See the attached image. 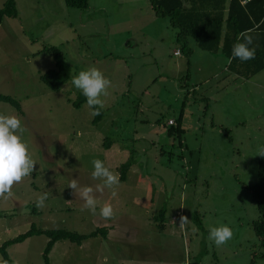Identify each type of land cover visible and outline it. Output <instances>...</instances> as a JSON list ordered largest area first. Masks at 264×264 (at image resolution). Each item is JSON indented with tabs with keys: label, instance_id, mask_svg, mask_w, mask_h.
<instances>
[{
	"label": "rangeland",
	"instance_id": "rangeland-1",
	"mask_svg": "<svg viewBox=\"0 0 264 264\" xmlns=\"http://www.w3.org/2000/svg\"><path fill=\"white\" fill-rule=\"evenodd\" d=\"M14 1L17 15L0 21V93L17 100L22 112L0 102V113L21 118L37 164L0 200V243L30 224L78 233L102 228L103 235L79 244L55 241L49 264H264L248 189L264 140V88L224 70V56L199 49L191 38L185 54L176 28L153 13L149 0H88L82 9L62 0ZM51 44L70 65L55 90L39 78L54 67L39 51ZM92 66L112 82L95 123L86 100L72 105L85 97L72 77ZM129 153L134 163L119 186L97 193V214L81 211L84 201L68 183H100L91 178L94 159L119 175ZM45 192L41 210L35 202ZM105 203L113 206L112 219L99 216ZM182 215L189 219L183 228ZM221 224L234 237L216 247L209 227ZM46 240L34 234L8 245L11 263L3 264H43Z\"/></svg>",
	"mask_w": 264,
	"mask_h": 264
},
{
	"label": "trees",
	"instance_id": "trees-1",
	"mask_svg": "<svg viewBox=\"0 0 264 264\" xmlns=\"http://www.w3.org/2000/svg\"><path fill=\"white\" fill-rule=\"evenodd\" d=\"M68 7L85 8L88 0H62ZM153 13L157 16H166L171 26L176 28L175 38L182 43L185 54L189 53L187 38H191L196 47L203 51L211 53H220L224 57L231 58L232 47L238 42L239 33L251 30L254 37L255 30L262 28L264 19V0H149ZM17 8L14 0H3L0 5V21L2 17H15ZM253 41L251 47H254L255 58L248 61L232 59L231 64L227 62L226 68L242 77L248 78L255 72L264 67V46H257ZM39 51L47 53L53 59L54 67L46 69L40 74V80L51 89L58 87L67 80L70 73L69 63L62 57L60 49L56 45L42 46ZM86 100L82 95L76 96L72 105L78 107ZM0 102H7L21 113V107L17 100L10 95L0 93ZM101 114L92 117L91 122H97ZM175 130L179 132L176 126ZM169 136L172 131L167 129ZM106 146L109 140L105 138ZM264 147V140L259 149ZM259 152V151H258ZM134 163L131 153L127 158L117 166L120 180L124 178L126 170ZM257 180L248 186L251 196L255 202L258 217L252 221V230L259 240L260 246L264 249V156L257 154L256 160ZM164 209L157 212V218L160 223L158 227L162 228ZM195 219V218H194ZM34 234H43L47 240L42 249L43 264H49L48 251L52 244L59 239H67L79 244L83 239L89 236L102 234V228L94 229L88 233H78L66 228H40L33 224L13 237L7 238L0 243V264L11 263L8 257L6 247L12 243L20 242L26 237Z\"/></svg>",
	"mask_w": 264,
	"mask_h": 264
},
{
	"label": "clouds",
	"instance_id": "clouds-1",
	"mask_svg": "<svg viewBox=\"0 0 264 264\" xmlns=\"http://www.w3.org/2000/svg\"><path fill=\"white\" fill-rule=\"evenodd\" d=\"M253 40L251 30L239 33L238 42L232 47L228 63L231 64L232 59H239L242 62L254 59L256 50L251 47ZM71 82L85 96L87 106L92 109L91 115L93 117L100 115L101 110L105 107L102 97L109 95V89L112 86L111 80L105 77L100 69L92 66L72 77ZM24 132L25 128L19 116L0 113V200H8L13 195V187L30 177L36 170L37 162L33 159L29 145L23 139ZM258 154L264 156V147L259 149ZM92 165L91 178L100 181V183L94 187L80 186L78 179L73 178L68 183V187L72 190L73 195L79 196L84 201L81 211L88 210L96 215L97 193L102 194L105 189L119 186L120 177L100 159H94ZM47 199V192L39 195L35 202L36 207L42 210L46 206ZM99 216L103 219H112L115 216L112 204H103L99 209ZM188 222V217L182 215L179 227L183 228ZM233 237V229L227 224L209 227L208 240L213 242L216 247L225 246Z\"/></svg>",
	"mask_w": 264,
	"mask_h": 264
},
{
	"label": "crops",
	"instance_id": "crops-1",
	"mask_svg": "<svg viewBox=\"0 0 264 264\" xmlns=\"http://www.w3.org/2000/svg\"><path fill=\"white\" fill-rule=\"evenodd\" d=\"M245 0H241V3H243ZM3 2V1H2ZM2 4V3H1ZM16 5V3H15ZM254 42L258 43L257 46H264V19L262 21V28H259L257 31L255 30L254 32ZM219 56L220 53H214ZM222 55V54H220ZM223 56V55H222ZM224 70H228L226 68V64L228 62V58L224 57ZM229 72H232L228 70ZM236 77L241 78L242 80H246L251 86H255L256 88H264V67L255 72L253 75L249 76L248 78L242 77L239 74H236L232 72ZM140 264H145V263H140Z\"/></svg>",
	"mask_w": 264,
	"mask_h": 264
},
{
	"label": "built area",
	"instance_id": "built-area-1",
	"mask_svg": "<svg viewBox=\"0 0 264 264\" xmlns=\"http://www.w3.org/2000/svg\"><path fill=\"white\" fill-rule=\"evenodd\" d=\"M174 53L178 54V51L175 50ZM167 121H168V123H172V120L171 119H168Z\"/></svg>",
	"mask_w": 264,
	"mask_h": 264
}]
</instances>
